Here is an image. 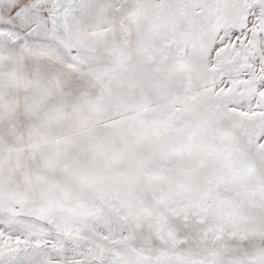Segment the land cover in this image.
Masks as SVG:
<instances>
[{
	"label": "snow or ice",
	"instance_id": "snow-or-ice-1",
	"mask_svg": "<svg viewBox=\"0 0 264 264\" xmlns=\"http://www.w3.org/2000/svg\"><path fill=\"white\" fill-rule=\"evenodd\" d=\"M0 264H264V0H0Z\"/></svg>",
	"mask_w": 264,
	"mask_h": 264
}]
</instances>
